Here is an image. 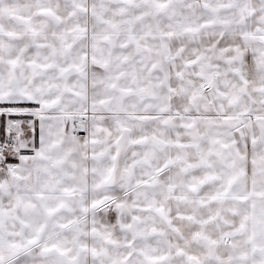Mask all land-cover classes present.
I'll list each match as a JSON object with an SVG mask.
<instances>
[{"label":"snow or ice","instance_id":"6c2138e0","mask_svg":"<svg viewBox=\"0 0 264 264\" xmlns=\"http://www.w3.org/2000/svg\"><path fill=\"white\" fill-rule=\"evenodd\" d=\"M0 118V264H264V0H0Z\"/></svg>","mask_w":264,"mask_h":264},{"label":"rangeland","instance_id":"374dc122","mask_svg":"<svg viewBox=\"0 0 264 264\" xmlns=\"http://www.w3.org/2000/svg\"><path fill=\"white\" fill-rule=\"evenodd\" d=\"M2 119L3 118H0V137H1V139L3 137V131H2V126L3 125H1L2 124ZM25 154H29V153H25ZM6 163H18V160L17 159L11 160V159L8 158V160L6 161Z\"/></svg>","mask_w":264,"mask_h":264},{"label":"flooded vegetation","instance_id":"af4514ba","mask_svg":"<svg viewBox=\"0 0 264 264\" xmlns=\"http://www.w3.org/2000/svg\"><path fill=\"white\" fill-rule=\"evenodd\" d=\"M1 125H3V119H2V124ZM35 134H36V137H37V140H38V137H39V121L36 122ZM0 139H1V137H0ZM9 159L14 160L15 158L9 157Z\"/></svg>","mask_w":264,"mask_h":264},{"label":"built area","instance_id":"2783aa9c","mask_svg":"<svg viewBox=\"0 0 264 264\" xmlns=\"http://www.w3.org/2000/svg\"><path fill=\"white\" fill-rule=\"evenodd\" d=\"M76 134L80 137H84L86 135V133H84L83 131H79Z\"/></svg>","mask_w":264,"mask_h":264},{"label":"crops","instance_id":"0c3cea01","mask_svg":"<svg viewBox=\"0 0 264 264\" xmlns=\"http://www.w3.org/2000/svg\"><path fill=\"white\" fill-rule=\"evenodd\" d=\"M31 106V105H30ZM3 131V130H2ZM27 153V152H26ZM30 154V153H29Z\"/></svg>","mask_w":264,"mask_h":264}]
</instances>
